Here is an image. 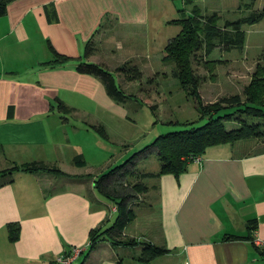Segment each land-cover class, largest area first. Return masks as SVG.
<instances>
[{
	"label": "crops",
	"instance_id": "crops-1",
	"mask_svg": "<svg viewBox=\"0 0 264 264\" xmlns=\"http://www.w3.org/2000/svg\"><path fill=\"white\" fill-rule=\"evenodd\" d=\"M150 13V0H14L0 15V170L8 160L29 159L64 174L14 173L11 183L0 186V264H54L72 247L82 249L73 264H264V253L252 242H264L260 141L250 154L238 153L233 145L213 147L177 177L148 179L156 220L138 232L126 227L123 235L144 237L139 241L162 247L165 254L141 263L135 260L138 246H113L108 237L87 250L91 231L107 227L115 208L95 185L96 178L85 174L84 149L104 158L107 148L86 142L83 137H94L75 121L62 119L55 102L71 108V116L78 99L106 109L125 103L111 100L97 77L78 74L75 66L90 62L105 68L101 51L113 53L110 41L123 36L125 44L117 46L130 57L118 67L148 61V47L160 35ZM89 41L92 53L85 56ZM47 42L69 60L47 64L53 61ZM97 121L102 120L80 124L101 126ZM75 157L85 166H76ZM11 223L19 227L13 242L6 229ZM226 236L237 238L224 240Z\"/></svg>",
	"mask_w": 264,
	"mask_h": 264
},
{
	"label": "rangeland",
	"instance_id": "rangeland-1",
	"mask_svg": "<svg viewBox=\"0 0 264 264\" xmlns=\"http://www.w3.org/2000/svg\"><path fill=\"white\" fill-rule=\"evenodd\" d=\"M150 6L151 18L158 23L159 38L148 47L150 50L149 53L147 52L148 61L140 63L141 59H136L126 64L127 68L135 67L139 72L141 71L139 80H127L126 77L131 76L129 72L127 76L125 73L117 72V75L113 72L115 68H118L120 60H128L130 57H125L126 51L119 50L117 46L118 43L125 44L124 36L119 41H110L113 53L105 50V46L103 49L105 51H101L103 53L101 62L113 73L115 83L118 86L121 85L124 93L131 95V98L123 104L114 103L110 109L96 106L85 99L82 101L78 99L74 101L78 107L73 116H71L72 110L71 114H63L55 107V112L57 111L63 118L67 117L71 122L75 121L80 129H85L88 135L94 137L92 140L89 137H83L87 140L86 142H93L91 145L96 147L100 142L107 148L104 158L96 157V150L92 148L84 149L88 163L85 174H91L93 178H97L100 174H106L133 157L125 167L129 171H120L104 180L108 184L105 185L106 192L111 197H115L111 199L112 202L106 199L110 206H113V202L119 201L117 197L120 195L128 197L125 203L127 209H131L135 214L134 220L126 228L128 232L142 230L146 227V223L152 224L157 217L155 197L150 192L147 194L153 182L148 179L141 181L139 177V174L143 172L155 173L160 169L157 151L151 144L159 136L196 128L205 122L199 119L195 100L188 96L180 88L178 81L171 76L174 63L162 62L163 49L167 41L180 31L178 25L169 24L168 26L167 22L187 17L195 6L199 15L216 14L219 17L216 26L223 28L224 22H233L250 16L252 11L263 10L264 0H192L191 4L187 3V0H150ZM122 32L126 33L124 29ZM241 32L244 36L242 50L226 52L216 48L208 57L204 58L202 51L193 56L192 69L200 78L199 95L203 103H212L219 98L234 95L242 97L243 89L247 86L256 66H264V16L257 22L244 24ZM139 56H141L140 53ZM208 61H214V63L209 64ZM150 105H156L155 112L150 110ZM95 118L102 120L97 122L105 128L108 140H102L91 126L80 124H84V121L93 124ZM224 124L226 129L237 126L235 121ZM70 130V127L67 128V131ZM68 136L73 140L70 132ZM257 141L260 140L237 142L233 146L238 149V153L250 154L255 151ZM20 162L28 164L34 161L27 159L11 162L8 160L5 169L13 165H22ZM136 184L143 185L148 190L144 193L137 192L133 190ZM94 193L99 195L97 191ZM111 217L107 227L113 223L115 213ZM132 239L143 241L144 237Z\"/></svg>",
	"mask_w": 264,
	"mask_h": 264
},
{
	"label": "trees",
	"instance_id": "trees-1",
	"mask_svg": "<svg viewBox=\"0 0 264 264\" xmlns=\"http://www.w3.org/2000/svg\"><path fill=\"white\" fill-rule=\"evenodd\" d=\"M14 0H0V15L5 14L6 6ZM192 0H187L191 4ZM264 16V8L261 11H252L250 16L233 22H224V27L219 28L216 22L219 17L213 15H199L198 9L194 6L187 17L168 21L167 24L178 25L179 33L167 41L163 52L162 62L174 63L171 76L175 78L180 88L191 98L195 100L196 109L199 112L201 120L205 122L196 128L177 131L159 136L151 144L157 151L160 160V169L155 173L143 172L139 174L142 180L158 178L163 174H171L175 177L185 172L187 165L193 162L194 158L202 157L206 152L218 146L233 145L237 142H247L260 140L264 142V66L257 65L252 73L247 86L243 89V96L238 95L222 97L212 103H203L199 95L200 78L197 77L192 69V59L198 52L203 53L204 58L216 48L222 51L230 52L232 50L240 51L243 47L244 36L241 28L244 24L257 22ZM47 47L53 56V61L47 64L64 63L69 58L59 55L48 44ZM92 53L91 42L85 47V56ZM194 56V57H193ZM213 64L214 61H208ZM122 64L115 69V73L127 72V80H139L141 73L135 68H127ZM78 74L91 75L97 77L104 86L107 96L117 102L123 103L131 95H126L122 89L115 83L113 74L103 66L90 62H79L75 66ZM56 109L63 114H70L71 109L66 107L60 100H56ZM150 110L155 112L156 105H150ZM62 119L63 116H61ZM235 121V128L226 129V122ZM103 140L108 139V135L102 126H92ZM1 150V149H0ZM133 157L111 169L106 174H100L94 183L99 191L111 197L105 190L104 180L110 175L120 171L127 172L126 165ZM73 162L78 167L85 166V162L80 157H75ZM125 168V169H123ZM131 168V166H130ZM14 173L37 174L46 173L54 176H63L64 174L54 165H46L43 162H32L22 165H13L10 168L0 170V186L9 184L13 181ZM145 185V184H144ZM133 190L137 192H146L145 186L136 184ZM118 202H114L115 219L111 226L92 230L87 250H92L97 242L106 240L107 237L113 246L139 247L140 252L135 256V260L141 263H147L157 256L165 254L167 251L162 247L148 242H141L132 238H124L123 232L128 224L134 220L135 214L131 209H127V195L117 197ZM254 222V221H252ZM255 226L251 227L254 230ZM8 238L11 242L18 238L19 227L13 223L6 226ZM237 237L226 236L224 240H233ZM253 241V240H252Z\"/></svg>",
	"mask_w": 264,
	"mask_h": 264
},
{
	"label": "built area",
	"instance_id": "built-area-1",
	"mask_svg": "<svg viewBox=\"0 0 264 264\" xmlns=\"http://www.w3.org/2000/svg\"><path fill=\"white\" fill-rule=\"evenodd\" d=\"M200 161H201V157H196L193 160V162H197V163H199ZM252 242L257 248L261 249V251L264 253V242L260 241L257 238H254ZM81 252H82L81 248L72 247L67 251H65L63 254H61L60 256H58L55 259L54 264H73L75 259L81 254Z\"/></svg>",
	"mask_w": 264,
	"mask_h": 264
}]
</instances>
